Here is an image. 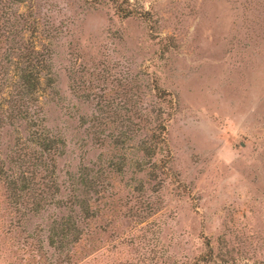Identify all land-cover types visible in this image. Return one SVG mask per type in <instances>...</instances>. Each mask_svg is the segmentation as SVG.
Listing matches in <instances>:
<instances>
[{"label":"rangeland","instance_id":"374dc122","mask_svg":"<svg viewBox=\"0 0 264 264\" xmlns=\"http://www.w3.org/2000/svg\"><path fill=\"white\" fill-rule=\"evenodd\" d=\"M118 5L139 13L121 18ZM13 8L47 65L37 104L45 132L63 141L56 197H69L73 183L105 213L94 222L95 249L76 252L73 264H264V0ZM28 131L3 127L0 159ZM157 136L164 143L146 156ZM81 178L97 179L98 193ZM60 205L25 223L50 261L45 238L68 211ZM9 255L0 264L29 263Z\"/></svg>","mask_w":264,"mask_h":264},{"label":"trees","instance_id":"16d2710c","mask_svg":"<svg viewBox=\"0 0 264 264\" xmlns=\"http://www.w3.org/2000/svg\"><path fill=\"white\" fill-rule=\"evenodd\" d=\"M20 1L0 0V130L16 122L24 123L29 130L26 141L16 142L5 159H0V259L9 263L10 254L14 261L29 257L28 264H73L76 252L95 249L94 222L105 213L94 202L92 205L74 195L73 183L69 197H56L55 160L62 154L63 141L45 132L42 125L37 102L38 93L44 91L41 72L47 65L32 42L23 37L28 22L13 8ZM115 13L126 18L139 12L118 5ZM49 84L47 79L45 85ZM158 126L163 129L162 124ZM157 139L161 141H148L142 149L146 156L153 155L164 143L159 136ZM79 171L87 175L86 168ZM80 181L82 187L98 193L95 187L101 183L97 179ZM58 203L68 211L49 222L45 239L54 253L50 261L37 233L34 229L28 231L25 223L45 206ZM87 221L90 225L82 226ZM204 245L208 247L207 242Z\"/></svg>","mask_w":264,"mask_h":264}]
</instances>
